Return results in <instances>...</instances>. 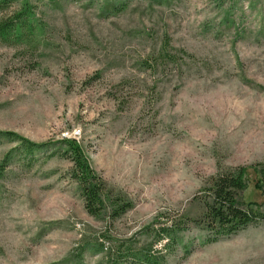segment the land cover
Returning a JSON list of instances; mask_svg holds the SVG:
<instances>
[{"label":"rangeland","instance_id":"rangeland-1","mask_svg":"<svg viewBox=\"0 0 264 264\" xmlns=\"http://www.w3.org/2000/svg\"><path fill=\"white\" fill-rule=\"evenodd\" d=\"M25 2L38 37L0 38V129L55 148L77 138L134 206L90 214L71 159L6 163L16 142L1 138L0 264H133L145 251L264 264V218L209 242L197 223L220 165L264 163V0H17L0 20ZM256 180L245 199L264 213Z\"/></svg>","mask_w":264,"mask_h":264},{"label":"trees","instance_id":"trees-1","mask_svg":"<svg viewBox=\"0 0 264 264\" xmlns=\"http://www.w3.org/2000/svg\"><path fill=\"white\" fill-rule=\"evenodd\" d=\"M17 0H0V12H4ZM37 24L33 13L29 9L28 2L23 8L10 17L0 20V38L7 43L21 42L24 40L34 41ZM16 142V145L6 156V163L11 161L13 154L33 155L44 152L48 156L61 154L73 162L71 169L72 177L78 182L81 194L85 200L87 211L100 217L108 214L111 218H117L130 210L134 203L121 191L110 186L103 176L93 166L84 147L77 138L64 137L60 144L62 147H51V143L35 142L14 131L0 129V139ZM255 173L256 190L264 194V163L254 165L230 167L220 165L216 174L212 175L203 187V203L205 211L198 219V224L210 231L207 241H214L222 236L236 234L259 218H264L259 204L245 199L246 191L250 186V174ZM178 224L164 226L161 235L175 243ZM161 238V237H160ZM133 264H167L163 256H156L151 251H145L133 255ZM117 264V261H116Z\"/></svg>","mask_w":264,"mask_h":264}]
</instances>
